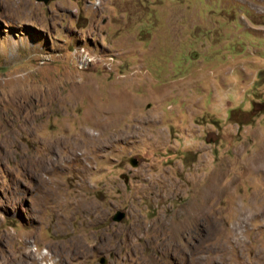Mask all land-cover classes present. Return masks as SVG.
<instances>
[{
  "label": "rangeland",
  "instance_id": "1",
  "mask_svg": "<svg viewBox=\"0 0 264 264\" xmlns=\"http://www.w3.org/2000/svg\"><path fill=\"white\" fill-rule=\"evenodd\" d=\"M0 6V264H264V0Z\"/></svg>",
  "mask_w": 264,
  "mask_h": 264
},
{
  "label": "bare ground",
  "instance_id": "2",
  "mask_svg": "<svg viewBox=\"0 0 264 264\" xmlns=\"http://www.w3.org/2000/svg\"><path fill=\"white\" fill-rule=\"evenodd\" d=\"M95 137V136H94ZM92 138V137H91ZM78 203V202H77ZM80 207V206H79ZM200 207V206H199ZM199 207L197 208V209H199ZM193 212H194V210H193ZM192 212V213H193ZM75 214V213H74ZM191 214V213H190ZM201 214V213H200ZM199 214V215H200ZM192 215V214H191ZM190 216V215H189ZM190 219L188 220L189 222H187L188 224L186 225L184 222H181L180 224V227H178L179 228V230L181 229V227H182V230H178V228H175L177 231H178V233L180 234V233H183L184 231H186V228H188L187 230H192L193 228H195L196 229V227H197V224H198V221H199V219H198V217H197V214L195 215H192L191 217H189ZM201 219V218H200ZM194 230V229H193ZM183 231V232H182ZM176 234V233H175ZM174 236H172L171 238H170V240L172 241V238H173ZM176 238V237H175ZM177 239H179V237L177 238ZM170 241V242H171ZM174 241H175V239H174ZM68 243V242H67ZM179 243V242H178ZM173 245H175L174 243H173ZM180 245V244H179ZM165 246V245H164ZM168 247V246H167ZM173 247V246H172ZM174 247H176V246H174ZM181 247V246H180ZM166 248V247H165ZM60 249V250H59ZM59 251H61V253H66V255H68V257L69 256H76V255H79V254H84V255H86V253H87V250H85L84 249V247H83V244H82V241L79 239V238H75L74 239V241L73 242H71L70 243V246H65V245H59ZM183 249V248H182ZM181 249V250H182ZM177 249H175V251H176ZM184 250V249H183ZM167 251V250H166ZM37 252V251H36ZM177 252H178V250H177ZM169 253V252H168ZM24 254H26V253H24ZM175 254V253H174ZM177 254V253H176ZM184 254V253H183ZM177 256V255H176ZM25 258H16V260L13 262V263H10V261L9 262H7L8 264H39L40 263V260L41 259H43V258H40V259H38L37 258V256H36V254L34 253V251H30V252H28L27 254H26V256H24ZM196 257V256H195ZM195 259L196 258H192V259H190L189 260V262L191 263V264H194L195 263ZM10 260V259H9ZM199 261V260H198ZM12 262V261H11ZM6 263V264H7Z\"/></svg>",
  "mask_w": 264,
  "mask_h": 264
},
{
  "label": "water",
  "instance_id": "3",
  "mask_svg": "<svg viewBox=\"0 0 264 264\" xmlns=\"http://www.w3.org/2000/svg\"><path fill=\"white\" fill-rule=\"evenodd\" d=\"M37 1L44 2V3L48 4L51 0H37ZM1 10L2 9H1V6H0V12H1ZM131 163H132L133 166H137L138 165V162L135 159H132ZM125 217H126V214L124 212H118L115 215V217H114V221L121 222V221L124 220ZM101 263L102 264H107V260L104 258V259H102Z\"/></svg>",
  "mask_w": 264,
  "mask_h": 264
},
{
  "label": "clouds",
  "instance_id": "4",
  "mask_svg": "<svg viewBox=\"0 0 264 264\" xmlns=\"http://www.w3.org/2000/svg\"><path fill=\"white\" fill-rule=\"evenodd\" d=\"M45 254H47V251L45 250Z\"/></svg>",
  "mask_w": 264,
  "mask_h": 264
}]
</instances>
